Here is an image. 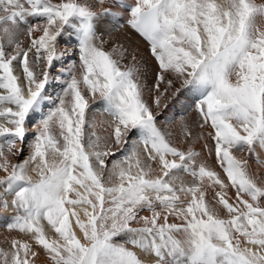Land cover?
I'll return each mask as SVG.
<instances>
[{"label":"snow or ice","instance_id":"6c2138e0","mask_svg":"<svg viewBox=\"0 0 264 264\" xmlns=\"http://www.w3.org/2000/svg\"><path fill=\"white\" fill-rule=\"evenodd\" d=\"M121 12L157 62L147 90L127 50L104 47ZM65 36L78 64L53 93ZM170 94L191 99L223 176L159 126ZM245 152L264 164V0H0V211L15 213L0 220L22 237L0 264H36L37 246L48 264H264V183Z\"/></svg>","mask_w":264,"mask_h":264},{"label":"rangeland","instance_id":"374dc122","mask_svg":"<svg viewBox=\"0 0 264 264\" xmlns=\"http://www.w3.org/2000/svg\"><path fill=\"white\" fill-rule=\"evenodd\" d=\"M114 33L116 32L113 31L112 34H110L109 32L101 31L103 40L105 42L104 47L108 51H111L114 47L115 48L117 47V42L113 43V40L117 38ZM23 39H25V42L27 43V38L24 37ZM74 41H75L74 38L65 36L63 39H61L58 42V47L62 48L63 46H65L63 51L67 52L69 55L65 56L60 66H57L54 69V74L59 75L62 73L63 79L57 81L56 86L52 88L53 93H59L60 92L59 84L65 83L67 81V77H68L67 70L73 66L72 61L75 60L78 64V56L75 55L77 50H76V45ZM71 49H74V50H71ZM135 57H136V60L133 61L132 59L129 58V55L128 57L126 56L125 59L122 61V66L129 67V66H132L133 63H135L136 66H138L140 69L139 78L141 80V83L145 86L147 90L148 88H151L152 85L155 83V78H156V73H157V62L155 61L153 57L150 58V56L148 55L146 51H142V50L135 52ZM161 87L163 88L164 86L162 85ZM156 94L157 93L153 91L151 95L154 97ZM53 99H56V97L54 96ZM190 100H191L190 98H188L187 96H184L183 94H181L179 97H175L170 94L167 100H164V99L161 100L162 105L167 103V108L162 107L159 113L157 114L158 120H159V126L161 127V129L168 134V138L173 143V145L179 147L182 150H187L188 148L194 149V146L192 145L194 140L191 137H193L194 135H197L196 134L197 132H201L202 134L206 135V132L210 131V129H199L200 121H199V117H198V114L196 113L195 108L193 107L192 104L190 107L185 105L189 103ZM89 103L92 108H96L99 105L100 101L97 98L96 100H90ZM180 113L183 115H181ZM92 116L97 122V127L95 130L98 133V135H100L102 138L110 136V130L106 132L105 129L108 128V125L112 122V117L109 116L107 113H104L101 111L92 112ZM29 127L31 129L29 135L30 136L34 135L37 131L36 127L34 125H30ZM185 130L191 132L192 134L190 137L191 139L189 137H186ZM209 142L213 143L212 140ZM114 150L119 155L121 149L114 148ZM204 150L200 151L202 155L200 158H198V163L200 162L206 163L209 167L220 172L221 175L223 176V173L218 163L216 162L215 154L213 153L212 155L215 163H213L212 161L209 162L212 158L208 154L207 148H205ZM243 154L244 153H236V155H238V158L239 156L241 157V155L243 156ZM27 155H28V150L26 149L24 152V157L26 158ZM248 159L256 163L255 158L249 157V154H248ZM12 162L17 163L19 162V160L13 159ZM180 179L184 180L186 184L192 182L191 178L188 177L186 174H181ZM210 192L211 191L208 190V196L209 194H211ZM209 200L214 203L213 198H210V196H209ZM221 214L226 216V213H224L223 211L221 212ZM0 227L2 228V229L0 228V230L2 231L4 230V232H8L4 227V223H0ZM17 236H18L17 234H12V233L6 234V235H3V234L0 235V247L4 246L3 248L8 249L10 245L6 246V244H9L13 238H19V237L22 238L21 236H18V237ZM23 238L26 239V237H23ZM37 251H39V256L37 258H43V259L48 260L44 251L41 250L39 246H37ZM142 259L146 260V258H142ZM36 264H38L37 259H36Z\"/></svg>","mask_w":264,"mask_h":264},{"label":"bare ground","instance_id":"6f19581e","mask_svg":"<svg viewBox=\"0 0 264 264\" xmlns=\"http://www.w3.org/2000/svg\"><path fill=\"white\" fill-rule=\"evenodd\" d=\"M114 2V0H113ZM128 19V16L127 14L121 12L119 14V18H118V21H119V26L118 27H114V23H109V22H104V24L101 25V31H106V32H109L110 34H112L113 31H115L116 33L115 36L117 38H115V40H113V43H116L117 42V49L119 50L120 47H123L124 49L127 50V53L129 55V58L132 59L131 57L133 55H135V52L137 51H146L148 53V55L150 56V58H152V56L150 55V48H149V45L140 37L138 36L134 31L133 29H131L126 21ZM112 44V43H111ZM75 45H76V42H75ZM65 48V46H63L62 48H59L58 47V50L60 52H65L63 51V49ZM71 50H74V49H71ZM69 55V54H68ZM66 55V56H68ZM127 55V57H128ZM192 104V101L190 100L189 103L185 104L186 106L190 107ZM184 109V108H183ZM186 110V109H185ZM197 113V112H196ZM181 114V113H180ZM198 114V113H197ZM183 115V114H181ZM200 129V128H199ZM197 135L198 134H201V132H197L196 133ZM105 135V134H104ZM197 135H194L193 137H191L194 142H193V146H194V149L196 151H202L205 149L204 145H205V141L204 140H199L197 141L195 139V137ZM190 138V139H191ZM209 141H211V139H208L207 140V146L208 148H214V145L213 143H210ZM187 143V142H186ZM192 143V142H191ZM205 151V150H204ZM207 153V152H206ZM213 153L210 155V157L212 158L209 162H214L213 160ZM239 155V154H238ZM237 155V156H238ZM239 158L241 159H248V153H244L243 156L241 155V157L239 156ZM260 159L261 161H264V152H261L260 153ZM250 160V159H249ZM215 166V165H214ZM250 167H251V170H252V173L254 174V176L257 178V181L258 183H264V164H257V163H254L253 161L250 160ZM0 175H3L2 173H0ZM211 192V194H209L210 198H213V190L212 189H209ZM230 195H234L232 192H230ZM209 196H208V199H209ZM9 199H11L9 197ZM15 213L12 211V210H9V211H0V217H11L13 216ZM0 223H4L3 220H0ZM1 228V227H0ZM2 229V228H1ZM0 235H6V234H10V232H4V230H0ZM4 232V233H3ZM49 232V236L50 238L51 237H54L55 234L54 232H52L50 229L48 230ZM12 234H16V233H12ZM79 234V233H78ZM18 237V236H17ZM20 238V237H19ZM3 245V244H2ZM7 245H10L9 244H6ZM2 247V246H1ZM0 247V248H1ZM4 247V246H3ZM2 247V248H3ZM6 249V248H4ZM7 250V249H6ZM142 258H146V260H150L152 259L151 257H146L144 256L143 254H141ZM37 259V263L38 264H48V260L46 259H43V258H36Z\"/></svg>","mask_w":264,"mask_h":264}]
</instances>
